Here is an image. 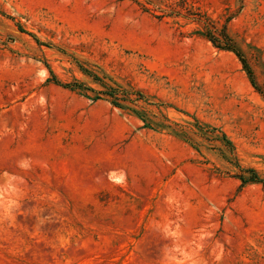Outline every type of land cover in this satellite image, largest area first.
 <instances>
[{
	"label": "rangeland",
	"instance_id": "1",
	"mask_svg": "<svg viewBox=\"0 0 264 264\" xmlns=\"http://www.w3.org/2000/svg\"><path fill=\"white\" fill-rule=\"evenodd\" d=\"M221 29L264 88V0H0V264H264V95Z\"/></svg>",
	"mask_w": 264,
	"mask_h": 264
},
{
	"label": "trees",
	"instance_id": "2",
	"mask_svg": "<svg viewBox=\"0 0 264 264\" xmlns=\"http://www.w3.org/2000/svg\"><path fill=\"white\" fill-rule=\"evenodd\" d=\"M21 31V30H20ZM204 36L208 39V41L213 45L218 50L226 51L232 53L237 60L240 62L243 71L245 72L247 79L252 86L257 92L261 93L264 95V88L260 87L253 75V72L251 68L249 67L247 60L245 59V56L239 49V47L235 44V42L227 35L224 29H221L216 35L206 31L204 33ZM82 71L87 74L88 76L92 77L93 80L99 82L101 86L103 87L102 92H96L97 95H104L105 97L110 99V103L118 108H121V104L119 103L120 101H130L128 100V93L124 90H121L120 88H112L110 86H107L106 84H103L96 76L92 75L90 72L87 70ZM49 73L52 77V81L56 84L59 85L63 88H70V89H81V90H88L83 84L81 83H73V84H68V83H61L59 82L55 76L52 74V72L49 70ZM123 95L121 98L120 96ZM134 95L136 97L135 100L139 99H144L141 93L139 92H134ZM120 97V98H119ZM137 115L138 112H134ZM201 129V128H200ZM221 143L227 147L229 150H232V145L230 141L227 139V137L224 134H221V138H219ZM243 173L246 175L240 174L237 176V178L240 180L242 184H247V183H264V178H261L257 172L253 169H245L242 170Z\"/></svg>",
	"mask_w": 264,
	"mask_h": 264
}]
</instances>
